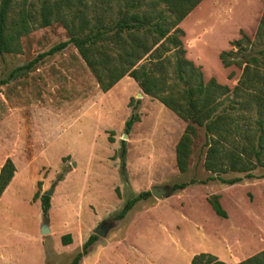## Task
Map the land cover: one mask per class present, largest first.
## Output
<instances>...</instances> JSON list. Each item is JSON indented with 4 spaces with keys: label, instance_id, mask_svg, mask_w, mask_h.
Masks as SVG:
<instances>
[{
    "label": "rangeland",
    "instance_id": "1",
    "mask_svg": "<svg viewBox=\"0 0 264 264\" xmlns=\"http://www.w3.org/2000/svg\"><path fill=\"white\" fill-rule=\"evenodd\" d=\"M29 1L37 7L38 0ZM263 7L264 0H202L179 24L186 56L201 66L205 81L236 85L241 68L224 67L218 55L236 51L242 34L254 41ZM66 39L54 22L22 37L20 53L0 56V167L8 157L15 165L12 185L0 197V264H70L96 229L104 235H96L78 264H192L199 253L237 264L263 250L264 178L233 185L216 178L171 191L174 183L211 175L203 167L204 131L197 129L188 170L179 172L174 150L186 123L132 78L102 92L71 44L13 72ZM134 105L139 121L125 133ZM38 182L40 194L54 187L47 220L39 198L32 200ZM151 187L169 194L150 193L124 218L115 217ZM213 194L226 218L212 210ZM45 223L49 232L42 234ZM64 234L70 243L61 242Z\"/></svg>",
    "mask_w": 264,
    "mask_h": 264
},
{
    "label": "trees",
    "instance_id": "2",
    "mask_svg": "<svg viewBox=\"0 0 264 264\" xmlns=\"http://www.w3.org/2000/svg\"><path fill=\"white\" fill-rule=\"evenodd\" d=\"M202 0H0V56L21 52V38L35 28L58 22L67 39L38 54L13 72L31 69L44 57L73 45L95 77L102 92L119 80L132 78L144 95L157 99L186 125L175 145L179 172L188 170L197 129L205 136L203 167L211 175L171 185L182 190L196 183L219 179L233 185L244 179L264 178V7L254 41L246 35L234 43L238 49L223 50L218 57L224 67L236 65L241 75L230 89L211 77L204 80L201 66L186 56L179 24ZM254 45L261 46L250 52ZM232 73L229 74V77ZM138 102V101H137ZM125 121V133L139 121L134 111ZM108 141L112 138L108 137ZM124 143V141H122ZM126 149H121L122 166ZM15 165L8 157L0 167V197L14 176ZM239 173L225 178L223 175ZM60 179V178H59ZM40 182L32 200H40L42 218L47 220L50 197L40 194ZM143 191L128 199L116 214L122 219L134 204L149 197ZM208 202L216 215L226 218L219 196ZM97 240L91 235L70 264H78ZM61 242H71L70 234ZM192 264H227L210 253L192 257ZM237 264H264V249Z\"/></svg>",
    "mask_w": 264,
    "mask_h": 264
},
{
    "label": "water",
    "instance_id": "3",
    "mask_svg": "<svg viewBox=\"0 0 264 264\" xmlns=\"http://www.w3.org/2000/svg\"><path fill=\"white\" fill-rule=\"evenodd\" d=\"M127 134L123 135V138H125ZM54 187L52 186L48 191L44 192L46 196H50L53 192ZM150 193L156 198H160L162 196H167L169 194V191L166 187H151L150 188ZM49 232L48 225L45 223L41 226L40 228V233L45 234ZM94 233L98 236H103L104 231H100L99 229H96Z\"/></svg>",
    "mask_w": 264,
    "mask_h": 264
},
{
    "label": "crops",
    "instance_id": "4",
    "mask_svg": "<svg viewBox=\"0 0 264 264\" xmlns=\"http://www.w3.org/2000/svg\"><path fill=\"white\" fill-rule=\"evenodd\" d=\"M14 180V176L13 178L11 179L9 185H12V181ZM9 185L7 186V188L5 189V191L3 192V194L1 195V198L3 197V195L6 193V191L9 189Z\"/></svg>",
    "mask_w": 264,
    "mask_h": 264
}]
</instances>
